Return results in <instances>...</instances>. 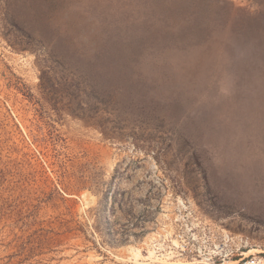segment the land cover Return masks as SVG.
<instances>
[{"label": "rangeland", "instance_id": "obj_1", "mask_svg": "<svg viewBox=\"0 0 264 264\" xmlns=\"http://www.w3.org/2000/svg\"><path fill=\"white\" fill-rule=\"evenodd\" d=\"M0 264H264V0H0Z\"/></svg>", "mask_w": 264, "mask_h": 264}]
</instances>
